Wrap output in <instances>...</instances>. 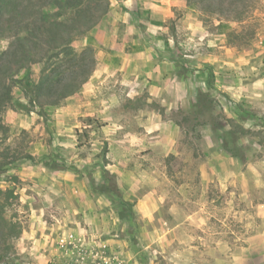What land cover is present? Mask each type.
<instances>
[{"label": "rangeland", "instance_id": "obj_1", "mask_svg": "<svg viewBox=\"0 0 264 264\" xmlns=\"http://www.w3.org/2000/svg\"><path fill=\"white\" fill-rule=\"evenodd\" d=\"M109 2L93 43L113 22V39L124 40V0ZM172 6L162 25L147 10L139 17L148 45L162 52L178 45L187 54L191 74L178 79L193 86V101L184 92L161 102L144 96L136 106L122 98L109 115L68 128L59 125L65 103L48 121L4 112L1 200L21 228L14 260L4 264H264V2L241 1L213 15L181 0ZM8 43L0 38V51ZM206 63L215 76L214 133L206 113L198 125L191 114L198 91H207ZM159 123L154 141L148 133L157 134ZM225 130L243 133V162L222 152ZM103 170L132 205L123 220L119 201L102 187Z\"/></svg>", "mask_w": 264, "mask_h": 264}, {"label": "trees", "instance_id": "obj_2", "mask_svg": "<svg viewBox=\"0 0 264 264\" xmlns=\"http://www.w3.org/2000/svg\"><path fill=\"white\" fill-rule=\"evenodd\" d=\"M183 1L187 7L201 5L205 12L213 15L223 12L227 5L234 7L245 0ZM109 8V0H0V38L9 42L0 51V131L3 134L7 131L3 123L6 109L35 114L48 121L56 109L80 93L97 65L96 48L90 35ZM173 50L177 57L174 63L179 67L178 76L190 73L187 54L177 45ZM165 54L171 55V50H166ZM212 68L204 64L207 91H198L191 114L198 125L206 113L210 119L207 127L214 133L220 130V125L214 122L212 110L210 91L215 81ZM242 135L236 130H225L220 139L222 152L240 162L245 160L238 144ZM25 159L29 160L31 156H25ZM102 173L105 183L101 186L110 192L112 202L113 196L119 201L117 213L123 220L126 210L133 213L132 205L123 200L115 183L112 187L108 184L115 176L106 170ZM4 193L0 190V264L14 260L12 241L21 234L19 224L8 216V199L1 200Z\"/></svg>", "mask_w": 264, "mask_h": 264}, {"label": "crops", "instance_id": "obj_3", "mask_svg": "<svg viewBox=\"0 0 264 264\" xmlns=\"http://www.w3.org/2000/svg\"><path fill=\"white\" fill-rule=\"evenodd\" d=\"M173 1L177 0H124V40L113 39L118 29V24L113 22L111 31L100 42L97 40L94 43L95 47L105 53L96 54L97 65L91 79L76 97L65 102L70 108L66 109L59 125L64 128L77 127L74 121L94 116L104 117L102 114L109 115L122 98L124 102L136 106L144 96L151 102H161L170 94L180 95L183 92L185 95L189 93L190 98L193 96V86H181L182 81L178 79L179 67L174 63L176 55L165 54L168 45L170 50L175 45L170 47V44H166L164 52L158 51V46L148 45L144 39L147 28L138 15L141 10H147L150 12L151 21L162 25L172 17ZM111 83L114 85L111 86ZM149 115L152 119L156 117L154 112ZM140 119L142 117L138 116L137 120ZM105 124L109 127L115 123L110 121ZM161 126L159 123L157 134L148 133L154 141L156 138L161 139Z\"/></svg>", "mask_w": 264, "mask_h": 264}]
</instances>
